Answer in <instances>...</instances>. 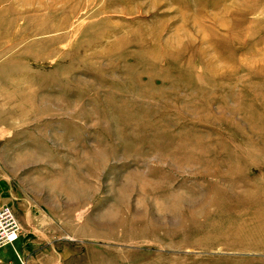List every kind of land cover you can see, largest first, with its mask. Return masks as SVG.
<instances>
[{
    "label": "rangeland",
    "instance_id": "rangeland-1",
    "mask_svg": "<svg viewBox=\"0 0 264 264\" xmlns=\"http://www.w3.org/2000/svg\"><path fill=\"white\" fill-rule=\"evenodd\" d=\"M0 264H264V0H0Z\"/></svg>",
    "mask_w": 264,
    "mask_h": 264
},
{
    "label": "built area",
    "instance_id": "built-area-1",
    "mask_svg": "<svg viewBox=\"0 0 264 264\" xmlns=\"http://www.w3.org/2000/svg\"><path fill=\"white\" fill-rule=\"evenodd\" d=\"M20 228L16 217L9 207L0 208V246L15 242Z\"/></svg>",
    "mask_w": 264,
    "mask_h": 264
},
{
    "label": "crops",
    "instance_id": "crops-1",
    "mask_svg": "<svg viewBox=\"0 0 264 264\" xmlns=\"http://www.w3.org/2000/svg\"><path fill=\"white\" fill-rule=\"evenodd\" d=\"M19 239H20V236H19V238H18V240L16 241V244H15V246H14V250L13 251H16V245H17V247H18V241H19Z\"/></svg>",
    "mask_w": 264,
    "mask_h": 264
},
{
    "label": "bare ground",
    "instance_id": "bare-ground-1",
    "mask_svg": "<svg viewBox=\"0 0 264 264\" xmlns=\"http://www.w3.org/2000/svg\"><path fill=\"white\" fill-rule=\"evenodd\" d=\"M18 238L19 237H17L16 241L18 240ZM16 241L15 242L12 241L10 244H6V245H14L16 243ZM6 245H4V246H6Z\"/></svg>",
    "mask_w": 264,
    "mask_h": 264
}]
</instances>
